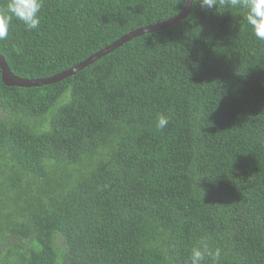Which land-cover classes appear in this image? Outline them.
<instances>
[{
	"label": "trees",
	"instance_id": "16d2710c",
	"mask_svg": "<svg viewBox=\"0 0 264 264\" xmlns=\"http://www.w3.org/2000/svg\"><path fill=\"white\" fill-rule=\"evenodd\" d=\"M184 4L43 0L0 54L49 77ZM0 114V264H187L200 240L221 250L203 264H264V41L242 9L191 3L49 85L0 76Z\"/></svg>",
	"mask_w": 264,
	"mask_h": 264
},
{
	"label": "clouds",
	"instance_id": "9594fccd",
	"mask_svg": "<svg viewBox=\"0 0 264 264\" xmlns=\"http://www.w3.org/2000/svg\"><path fill=\"white\" fill-rule=\"evenodd\" d=\"M189 0H184L187 4ZM192 4H199L202 8L212 10L218 7L238 8L243 10V19L258 40L264 41V0H191ZM43 0H7L0 7V40L9 35V27L13 18L23 23L26 30H36L40 24L39 12ZM169 123V118L160 115L157 128L163 129ZM221 256L219 248L215 251L209 248L206 241L200 240L190 250L187 264H203L206 258L218 261Z\"/></svg>",
	"mask_w": 264,
	"mask_h": 264
},
{
	"label": "water",
	"instance_id": "95a60500",
	"mask_svg": "<svg viewBox=\"0 0 264 264\" xmlns=\"http://www.w3.org/2000/svg\"><path fill=\"white\" fill-rule=\"evenodd\" d=\"M190 5H191V0H189V2L187 4H184L183 9L178 14H176L175 16L168 18L164 21L158 22V23L150 24V25L132 30L129 33H127V34L121 36L120 38L116 39L111 44L102 48L101 50H99V51L93 53L92 55H90L89 57L85 58L83 61L74 65L70 69L63 71L61 73L51 75L49 77L39 78V79H26V78H21V77L15 76L14 74L11 73V71L9 70V68L5 62V60L3 59V57L0 54L1 81L4 85L9 86V87H11V86L39 87L42 85H49V84L58 82V81L64 79L65 77H68V76L74 74L75 72L81 70L82 68L90 65L91 63L96 61L98 58L102 57L103 55H105L111 51H113L115 48H117L118 46H121L123 43L131 40L132 38L137 37L139 35H142L144 33H149V32H153L156 30L163 29V28H165V27H167L173 23L178 22L179 20L186 18L188 13H189V10H190Z\"/></svg>",
	"mask_w": 264,
	"mask_h": 264
},
{
	"label": "rangeland",
	"instance_id": "374dc122",
	"mask_svg": "<svg viewBox=\"0 0 264 264\" xmlns=\"http://www.w3.org/2000/svg\"><path fill=\"white\" fill-rule=\"evenodd\" d=\"M0 116H1V114H0ZM48 166H49V165H48ZM12 188H13V186L11 187V189H12ZM0 200H1V201H5V202H7V201H6V197H5L4 195H0ZM59 243H60V242H59ZM58 248H60V247H58ZM58 248H57V249H58Z\"/></svg>",
	"mask_w": 264,
	"mask_h": 264
}]
</instances>
